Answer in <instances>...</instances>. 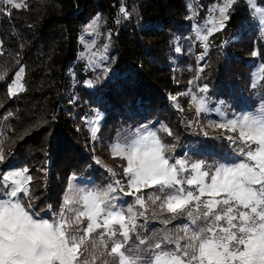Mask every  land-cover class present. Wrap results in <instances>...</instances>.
Returning <instances> with one entry per match:
<instances>
[{
  "label": "trees",
  "instance_id": "trees-1",
  "mask_svg": "<svg viewBox=\"0 0 264 264\" xmlns=\"http://www.w3.org/2000/svg\"><path fill=\"white\" fill-rule=\"evenodd\" d=\"M217 3L218 0H23L21 8L0 12V147L7 158L0 170L28 168L32 181L26 200L34 209L45 211L59 206L71 176L95 182L107 179L88 149L81 123L85 115L83 102L105 113L102 129L97 132L103 141L111 139L118 124L150 125L163 144L175 146L165 152L170 162L187 158V143L192 138L184 119L167 98L174 92L169 46L190 7H198L200 15L205 16L203 11ZM121 7L126 9L127 19ZM118 15L123 17V25L117 24ZM228 15L225 33L232 42L219 48L210 45L208 50L215 55L205 60L200 75L217 91L235 94L244 85L245 72L255 67V60L249 56L253 49L259 53V64H264V42L255 41L254 29L238 31L237 22L248 19L243 6L230 10ZM93 16L100 17L111 29L106 53L111 71L93 88L82 82L73 97V93H67L70 82L66 71L76 61L81 29ZM74 66L81 73V66ZM21 67L25 90L9 97L7 85ZM79 83L80 80L76 85ZM164 128L172 134L168 135ZM212 156L208 159L211 162ZM180 223L182 220H174L168 227L175 230ZM138 224L139 233L149 237L164 227L157 218H140Z\"/></svg>",
  "mask_w": 264,
  "mask_h": 264
},
{
  "label": "snow or ice",
  "instance_id": "snow-or-ice-1",
  "mask_svg": "<svg viewBox=\"0 0 264 264\" xmlns=\"http://www.w3.org/2000/svg\"><path fill=\"white\" fill-rule=\"evenodd\" d=\"M3 2L17 9L23 6V0ZM247 2L253 5V0ZM235 3L223 0L219 6L218 0L213 14L218 11L220 19L207 22L209 35L225 27ZM120 11L127 19L126 9ZM253 11L258 31L264 32V10L253 6ZM98 21L99 17L88 25L90 34L97 33ZM197 29V39L206 41ZM108 47L104 44L102 50L92 52L89 66L106 59ZM23 72L21 67L8 85L9 97L25 90L20 82ZM261 80L264 64L253 72L252 87ZM85 86L94 84L85 81ZM199 91L206 93L207 85ZM192 99L197 114L207 111L205 97ZM100 119L97 115L91 122L93 135ZM213 126L223 130L220 138L228 141L231 151L211 164L181 158L170 162L165 152L174 145L163 144L146 126L135 129L111 145L113 157L127 160L123 172L128 191L119 180L106 187H81L73 184V176L51 221L36 216L30 204L27 208L22 204L21 195L29 196L32 181L28 168L0 170V264H264V107ZM6 159L0 147V165ZM107 171L115 176L112 169ZM145 189H152L147 198L142 194ZM115 193L135 199L119 206ZM140 218H157L164 227L151 237L142 235ZM174 220L182 223L172 230L168 226Z\"/></svg>",
  "mask_w": 264,
  "mask_h": 264
},
{
  "label": "rangeland",
  "instance_id": "rangeland-1",
  "mask_svg": "<svg viewBox=\"0 0 264 264\" xmlns=\"http://www.w3.org/2000/svg\"><path fill=\"white\" fill-rule=\"evenodd\" d=\"M15 3H21V0H15ZM217 6L218 3L212 6L210 10L203 11L205 16L200 15L202 11L200 12V9L196 6L190 7V9H188V11L182 18L184 24L181 25L182 27L179 26L176 31L177 33L173 34L171 37L168 57L169 63L171 64V78L172 80H174V92L167 98L171 106L176 111H178L184 119L185 125L188 129V133H190V136L192 138V140L187 143V147L189 150L187 158L181 159H188L189 161L205 160L209 164L213 163L216 160H219L221 157L225 156L231 151L228 141L220 138L221 132L223 130L220 128H216L213 125L225 122L229 119L238 118L239 115L244 112H253L264 107V84L262 83V80L257 87H252L253 72L260 65L258 62V57L253 56L252 54L253 51H256V49H253L250 55L248 54L252 59L255 60V67H251L249 69V72H245L247 76L244 77V85L240 87L238 93L233 94L230 90L217 91V89L209 86L210 83L207 82V79L205 77L200 75L205 60L215 55L214 52H209L208 48L210 47V45H212L213 48H219L226 46L229 42H232V40H229V36L225 33L227 22H225V27L222 30L213 29L211 35H209L207 32V28L205 27L207 22L210 20L218 21L220 19L218 11L215 13V15L213 14V9L217 8ZM219 6H223V0H219ZM241 6L245 8V14L248 19L243 18L242 21L237 22V25L239 27L238 31L242 30L245 31L244 33H246L248 31L247 28L254 29L256 32L255 41L259 39L263 43L264 32L258 31V27L255 22L257 13L253 11V6L257 9L264 10V0H253V5H249L247 0H236V3L231 7L230 10L235 11ZM194 7L196 8L194 9ZM9 9L17 8L13 7L10 4L4 3L3 0H0V12H6ZM97 17L98 16H93L92 18H90L86 25L81 29V34L77 39L76 61L73 62L69 66V69L66 71L70 82V88L67 93H69L70 95L73 93V97L75 95L74 93H76L75 89H77L82 84V82L84 86L85 81H92L94 86L99 85V83L103 81L111 71V62L108 61L107 57L102 61H97L95 66H89V62L92 60V52H99L100 50H102L103 45L109 43L110 37L109 34L111 29L105 27L104 23L101 22L100 17L98 21L97 33L94 35L89 33L88 25H90ZM122 18V16L118 15L117 24H121V22H123ZM123 24L124 22L122 23V25ZM197 26H199V30L202 31V34L207 36L206 41L197 39ZM207 26L211 27V25ZM81 37L84 38V43L81 42ZM93 39L95 40L94 47L92 46ZM255 41H253V44ZM205 43L207 45L206 53L204 46ZM85 44L88 45L87 48L85 47ZM81 53L85 54L84 59L80 58ZM202 55L204 58L200 60L199 57ZM76 63L81 66V73H78L76 71L77 68H75L74 66ZM19 69L16 71V73L19 71ZM16 73L14 74L12 81L15 79ZM84 76L87 77H85L84 81H82ZM79 80L80 83L76 85ZM12 81L9 84H12ZM204 85H207L208 91L206 93L199 91V89ZM61 96L63 95L60 94V97ZM193 96H203L206 98L207 111L197 114V102L192 99ZM170 97H175L176 99L172 100L170 99ZM82 106L84 108L85 115L81 123H83L85 137L87 143L89 144L88 149L91 151L95 165H97L105 172L107 179L95 182L92 179H88L82 176H75L73 184L87 188H100L106 187L110 183H114L115 180H119L121 184L125 186V191H128L127 178L125 177L123 172V168L127 166V160L122 159L119 156L113 157L111 145L117 141L122 142L123 140L131 136L134 133L135 129L142 126H146L147 129L151 131L156 132V130L150 125H142L138 127L135 125H131V123H125L122 125L118 124L117 127H115V131L111 134V139L109 141H111L112 144L109 145V141H103L97 134L98 130L100 128L102 129L105 113L97 108L91 107L85 102H83ZM97 115H99L101 119L96 123L97 131L95 135H93L91 131V122ZM205 132L207 133V135L204 134ZM229 135L233 134L229 133ZM226 147L228 148V150ZM210 156H212V162L208 160L209 158H211ZM22 168L24 167L18 169ZM109 168L115 172V176H112L107 171V169ZM27 175L29 174L27 173ZM70 178L66 180L62 200L68 187ZM28 187L30 190V185ZM151 191L152 189H145L142 194H144L145 198H147V193ZM114 195L117 196V200L115 202L119 206L131 204L135 199L134 196H125L123 195V193H115ZM21 201L26 208L30 204L31 211L34 212L36 216L44 217L45 219H49L50 221L59 212L62 204L61 201L60 205L53 209L47 208L48 210L39 211L37 209H34L32 207L34 205L29 203L26 200V197L23 195H21ZM148 203L151 202L149 201ZM152 207L153 206L149 204V212H151Z\"/></svg>",
  "mask_w": 264,
  "mask_h": 264
}]
</instances>
